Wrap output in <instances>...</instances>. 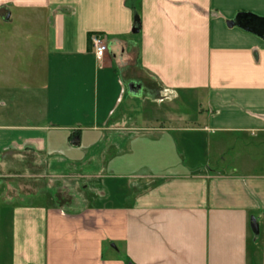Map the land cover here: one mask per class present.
<instances>
[{
	"label": "crops",
	"instance_id": "obj_1",
	"mask_svg": "<svg viewBox=\"0 0 264 264\" xmlns=\"http://www.w3.org/2000/svg\"><path fill=\"white\" fill-rule=\"evenodd\" d=\"M0 264H264V0H0Z\"/></svg>",
	"mask_w": 264,
	"mask_h": 264
},
{
	"label": "rangeland",
	"instance_id": "obj_2",
	"mask_svg": "<svg viewBox=\"0 0 264 264\" xmlns=\"http://www.w3.org/2000/svg\"><path fill=\"white\" fill-rule=\"evenodd\" d=\"M218 136V135H217ZM237 138V139H236ZM234 137L235 141H229L227 143V148L225 150V154L223 155V157L225 158V163H224V167L220 168V169H224V170H228L230 169V164L229 162L232 161L233 159L239 160V153L241 152V147H240V143H239V137ZM215 153L212 152V154L210 155L208 162L210 161L209 166L212 167L213 169H219L216 168L215 166V161H217V159L214 157Z\"/></svg>",
	"mask_w": 264,
	"mask_h": 264
},
{
	"label": "built area",
	"instance_id": "obj_3",
	"mask_svg": "<svg viewBox=\"0 0 264 264\" xmlns=\"http://www.w3.org/2000/svg\"><path fill=\"white\" fill-rule=\"evenodd\" d=\"M89 42L94 57L97 60H101L107 51V43L103 34L98 32L91 33L89 35Z\"/></svg>",
	"mask_w": 264,
	"mask_h": 264
},
{
	"label": "trees",
	"instance_id": "obj_4",
	"mask_svg": "<svg viewBox=\"0 0 264 264\" xmlns=\"http://www.w3.org/2000/svg\"><path fill=\"white\" fill-rule=\"evenodd\" d=\"M261 18H258L257 16L250 14V13H245V12H239L233 20H231V24H237L243 28L246 29H253L254 26H256L255 23H250L251 20H260ZM263 20V19H261ZM256 29V28H254Z\"/></svg>",
	"mask_w": 264,
	"mask_h": 264
},
{
	"label": "water",
	"instance_id": "obj_5",
	"mask_svg": "<svg viewBox=\"0 0 264 264\" xmlns=\"http://www.w3.org/2000/svg\"><path fill=\"white\" fill-rule=\"evenodd\" d=\"M8 18V16L6 17V19Z\"/></svg>",
	"mask_w": 264,
	"mask_h": 264
}]
</instances>
